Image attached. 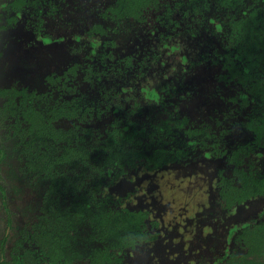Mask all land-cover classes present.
Returning <instances> with one entry per match:
<instances>
[{
	"label": "trees",
	"instance_id": "1",
	"mask_svg": "<svg viewBox=\"0 0 264 264\" xmlns=\"http://www.w3.org/2000/svg\"><path fill=\"white\" fill-rule=\"evenodd\" d=\"M90 4L84 22L99 16L102 24L84 30L88 91L79 93L72 82L77 62L45 76L50 90L0 86V136L8 140L0 141V171L10 169L13 180L20 172L25 180L11 182L13 191L30 187L37 200L25 204L24 223L13 211L0 227V264H125L130 249L157 237L148 224H157L155 216L130 207L119 185L186 160L200 147L227 144L208 122L193 126L180 118L179 98L173 99L186 71L164 74L167 64L173 67L169 54L179 52L190 69L211 64L236 89L229 99L246 136L226 146L232 173L220 172L214 182L223 202L232 207L264 195V0H180L179 18L169 0H112L105 9L97 0ZM43 11L33 16L40 24ZM152 19L169 39L150 42ZM191 50L196 54L189 58ZM3 207L12 210L6 200ZM7 226L15 236L9 246ZM228 238L232 245L219 264H264V216Z\"/></svg>",
	"mask_w": 264,
	"mask_h": 264
},
{
	"label": "rangeland",
	"instance_id": "2",
	"mask_svg": "<svg viewBox=\"0 0 264 264\" xmlns=\"http://www.w3.org/2000/svg\"><path fill=\"white\" fill-rule=\"evenodd\" d=\"M27 19V15H23L22 19L13 26L0 32V86L17 82L19 85L45 90L47 74L62 72L73 61L82 62L80 61L82 56L76 51V46L79 43L71 36L70 27L67 32L57 30L54 25L59 21H54L53 27L49 26L52 28L53 35L56 37L65 35V38L62 41L45 44L36 37L34 25L31 27V21ZM78 26H82V24L78 23ZM46 30L48 31V29ZM219 85L215 70L207 65H202L195 70L187 80L188 88L184 89L189 91L191 89L192 94L190 91L185 111L192 120L216 121L223 119L224 114L229 118V109H233V104H229L231 103L229 97L235 94V87H219ZM197 161L184 166L177 164L163 167L149 175L143 174L137 176L136 179L123 181L119 185V192L121 194L134 192L136 208L150 207L156 210L159 216L165 217L164 220L166 219L169 228L174 224V227L167 229L169 231L166 238L168 239L169 234L175 230L174 235L177 236L173 239L175 245H183L185 249H188V243L204 244L209 249L213 245L212 249L221 250L228 226L237 222L238 217L257 215L264 207V196L252 198L236 207L235 213L232 215L235 217H231L230 221L229 217L226 220L211 218L219 216L217 212L212 211L211 215L205 218L202 215L201 218V215H197L198 209L201 205H206L209 202L207 184L212 182L213 176L217 174V169L225 164L223 159H199ZM196 171L198 177L195 175ZM16 182L22 183L20 180ZM28 188L14 191L12 194L10 205L12 212L17 213V223H24L29 219L28 215H24L28 214L25 204L28 202H31V205L37 203L35 191L32 192L31 188ZM37 196H39V192ZM179 214L180 219H175V217H179ZM0 216L1 227L4 225L3 218L5 217L3 210L0 211ZM176 220L182 221L183 231L180 232V235L175 228ZM207 221H209L208 231L210 233L207 235V233L197 231L198 225ZM196 231L198 235L200 234L198 236L201 239L200 243L194 239L196 236L193 235ZM14 237V235H10L8 243L12 242ZM206 239L208 240L206 241Z\"/></svg>",
	"mask_w": 264,
	"mask_h": 264
},
{
	"label": "flooded vegetation",
	"instance_id": "3",
	"mask_svg": "<svg viewBox=\"0 0 264 264\" xmlns=\"http://www.w3.org/2000/svg\"><path fill=\"white\" fill-rule=\"evenodd\" d=\"M37 1L41 2V4L39 6H37V4H35ZM97 1L100 4L99 7L102 6L103 9H105L111 3L112 0H108L104 4H103V0H97ZM90 2H91V0H0V32L7 29L9 26H13L20 19H22L23 15H27V18H28L27 20L31 21L30 22L31 27L34 25V30H36V37L41 39L45 44H50L53 42L62 41L65 38V35L64 36L60 35L58 37L53 35V32L51 31L52 28H49V26L53 27L54 21H59V23H56L54 25V27H56L57 30H63L64 32H67L69 30L68 28L70 27L71 28L70 30H72L70 33L71 36L77 41V43H79L76 46V51L79 52L78 54H80L82 56L80 59V61H82V62L73 61L70 64V65H72L74 62L79 63V67L76 69V72H77L76 77L71 76V78L73 79L72 80L73 84H76L77 90L79 91V93L85 92V91H88L90 89V85H89V83H86V80L84 78V72L82 71L83 67H85L86 54L88 53V50H86V42L89 43V39H88L87 33L85 31L90 28V27H87L88 25H90V26H92L93 24L97 25L96 24L97 22L102 24L101 17H99V16H97L98 19L96 18L93 20L91 18V20H93V21L92 22L89 21L88 24H86L84 22V20H83L84 16H85L84 10L86 9L87 5L91 6ZM179 2H180V0H169V3L172 4V7H174V9L176 11L179 9V7H178ZM43 6H44V11L41 14H42V17L44 18L45 22L40 24V21L37 19L38 14L36 15V13H37V10H39ZM75 11L77 13H75ZM35 15L37 18L33 17ZM14 16L15 17L17 16L18 19H14ZM178 16L181 17L182 15L180 12L177 11V17ZM78 23H81L82 26H78ZM147 23H146V26L153 29L152 32H149L151 34V36H150L151 41L150 42H154L155 40L158 41L160 39H163V40L169 39L170 36L165 37L164 35H160V33L166 31V29H164V27L159 26V22H156L158 27H159V30H157V28L155 27L154 19H152L151 21H148ZM73 25H74V27H73ZM76 25H77V28L79 27L78 29L76 28ZM46 29H48V31ZM144 34L145 33H143V35ZM49 36H51V38H53V40H49ZM93 36L95 38H99V37H100V39L102 38L101 32H98V31H94ZM146 37L148 39V33H146ZM109 48H111V47H109ZM191 52L192 53H190L189 58H191L193 55L196 54L195 52H193V50H191ZM169 57H170L169 60H171V62H172L170 64H172L173 67H170V65L167 64L165 67L166 70L165 71L163 70L164 74H167L171 78V77H174L177 74V72L180 73V71H182V69L186 71V72H183V75H182L183 78H185L184 79V86L182 88L181 86H179L180 84H177V86L181 87V88H179L177 96H175V98L173 99V101H178V98H179V101H180L179 112H181L179 114L180 118H182L183 115H186L190 119L193 126H199L198 124H201L203 122H208L210 124L212 131L216 132L218 135H223V136H225V138H227L225 140V141H227L226 146L228 144L230 146V143L236 141V139L244 138L246 136L245 129L243 128V126L240 127L238 124V121L242 118L237 117L234 114V113H236V106L232 102L233 100L229 99L231 101V103L227 102L229 104H233V109H231V110L229 109V118L226 117L224 114L223 119L216 120V121L192 120L189 117V115L186 114V111H185L187 108L186 101L188 100V98L190 96V91L192 94L191 89H190V91L184 89V88H188L187 80L193 75L195 70L199 69L202 65H207L209 68H212L213 70H214V67L211 64L208 65L206 62H201L195 68L190 69L189 61L185 60V62H183L181 59V56L179 55V52L177 54H174V55L169 54ZM207 62H209V60ZM62 72H58V73L61 74ZM53 73H56V72H53ZM218 74H219L218 70H215V75H216L218 81L220 82L219 87L230 86L226 83H223L218 78ZM69 75H71V74H69ZM50 86H51V84L46 82V87H47L46 90H48V89L50 90ZM183 89H184V91H186L184 93L186 98L181 99L180 95L182 96L181 93H183ZM235 91H236V89H235ZM64 95L67 98L69 97V95L66 94L65 92H64ZM0 99H1V97H0ZM1 103H2V99H1ZM68 124H69L68 121H64L65 126H68ZM0 133H2L1 130H0ZM1 136H4V135L1 134ZM1 136H0V141L4 145L8 144V142H7L8 140L6 142H3L5 138L2 139ZM226 146L221 147L219 144L218 150H216L214 148V146L212 147V149H209V147H204V146L200 147L199 149L194 151L192 157H190L186 160L180 161V162H175V163L170 165V166H172V165L174 166L177 164H180V165L183 164V166H184V165H188L190 162L196 163V162H198L197 160H199V159H207V160L208 159H217V160L223 159L225 165L217 169V174L215 176H213V178L211 180L212 182L207 184L208 188H209V193H208L209 202L206 205H203V206L201 205V207L198 209L197 215H201V218H202V215L204 218L207 217L208 215H211V211H212V212H217V214H219V216H214L211 218H218V220H221L223 218V220H226L229 217V221H230V218L232 217L233 213H235L234 210L236 209V207H239L240 205H242L246 201L252 199V198H249L242 203H237V204L233 205L232 207H229L223 202V200L221 198V194L219 193L217 187L214 184L215 179L219 176L220 172H223L224 176H226V177L230 176L232 173V165L228 164L225 156H223L224 153H226L229 150V148ZM223 150H225V152H223ZM219 151H222V152L219 154ZM11 163H14L15 166H16V164H18L16 161H12ZM149 173L150 172L147 171V172H144L143 174L149 175ZM16 174L18 176L17 180H20V181L23 180V182H24L25 179L20 177L21 173L16 172ZM197 174H198V172L196 171L195 172L196 177H198ZM12 177L13 176H12V172H10V169L8 171H0V211L3 210L5 212V217L3 218L5 225H6V222L9 218V216H10V213L11 214L13 213L11 210L12 209L11 205H10L12 194H14L11 182L17 181V180L16 179L13 180ZM126 180H129V179H126ZM119 190H120V187H119ZM2 191H4L5 198H3ZM127 196L129 197L128 200H126L128 205L132 208H135V206H134L135 205L134 204L135 193L134 192H128ZM259 196H264V195H256L253 198L259 197ZM4 200L9 202L11 212L7 213L5 211V209L3 207ZM136 209H138V208H136ZM144 209H149L158 221L157 224L154 223V226H153L152 222L150 220H148L149 229L152 230V233L154 235L157 233V237L155 235L153 238L151 237V242H149L150 240L145 241L142 244L138 245L136 248L130 249L127 253L128 255L126 254L127 256H125V258H127V263H125V264H219L220 261L218 260V258H221L222 255L225 253L226 248H230L232 245V243H230L229 238H228V235L231 232V230L235 231L239 226L243 225L244 223L251 222L255 219H258V218H261L264 216V207H263V209L257 215L247 216L245 218L238 217L239 219H237L238 220L237 222L235 221V223H232L230 226H228L227 232L225 234V242L221 246V248H222L221 250L212 249V248H214L213 245L210 246V249H209V247L204 246V244L198 245V244H193V243H190V244L188 243V249H185L183 247V245L179 246V245H175L173 243V239H175V237H177L176 235H174L175 230L171 234H169L168 239L166 238V235L169 231V230L167 231V229H171V227H174V224H173V226H171L169 228L166 224L167 223L166 219L164 220L165 217L163 218V217L159 216L156 213V210H154L150 207H148V208L144 207ZM180 214H179V217H175V219H180ZM234 217L235 216H233L232 218H234ZM0 218H1V216H0ZM176 222H177V225H175V228H177V230L179 231L178 233L180 235L181 234L180 232L183 231L182 221L176 220ZM208 222L209 221H207L203 224H199L198 227L196 228L197 231H199L200 233H207V235H208L210 233V231H208V229H209ZM221 225H220V228H221ZM7 228H9V226H7ZM197 231L193 236H196L194 239H196L200 243L201 239L198 238V236L200 234L198 235ZM8 232L10 235L11 234L10 228L8 229ZM0 236L2 237V234ZM207 240L208 239H206V241ZM186 242H187V240H186ZM9 245L10 244L8 243L7 246H9ZM125 258H124V260H125Z\"/></svg>",
	"mask_w": 264,
	"mask_h": 264
}]
</instances>
